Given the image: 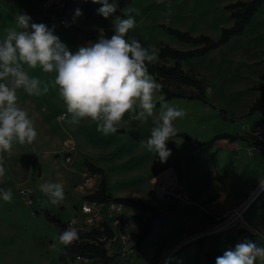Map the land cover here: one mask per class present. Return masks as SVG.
I'll list each match as a JSON object with an SVG mask.
<instances>
[{"label": "rangeland", "instance_id": "1", "mask_svg": "<svg viewBox=\"0 0 264 264\" xmlns=\"http://www.w3.org/2000/svg\"><path fill=\"white\" fill-rule=\"evenodd\" d=\"M46 1L0 0V38H3L4 29L14 24L17 13L22 12L29 15L33 22L54 28L61 41L75 52L78 47L96 41L101 29L105 37L110 38L113 35L112 20L115 16L126 18L127 15H133L136 23L129 35L134 36L145 47L155 49L156 54L162 44L184 51L193 47L176 40L163 27L178 29L192 36L203 34L216 40L221 29L231 26L230 11L226 8L236 0H132L131 5L120 14L107 19L98 13L87 16L82 5L77 4L61 15L72 21L73 25L68 28L61 27L54 19L60 15L62 8L52 5L48 10H43ZM76 9H80L82 15L75 16ZM137 9L139 15L136 14ZM262 61L264 9L256 14L242 36L233 38L206 56L184 63L183 69L193 70L207 86L209 103L180 99L165 102L182 108L186 113L183 118L174 122L176 129L201 141L206 140L210 134H250L253 130L250 126L259 123L262 115L255 118L241 117L254 101L251 87L260 84L264 86V63L252 66L253 62ZM27 71L30 76L41 79V87L48 83L50 90L40 96H30L23 89L17 90V104L29 113L38 135L32 144L21 145L17 142L13 144L11 152L0 153L5 167V175L0 177V189L10 188L13 192L11 203L0 199V264H59L58 252L64 244L59 241L56 227L41 216H34L31 210L57 212L65 223L74 220L82 222L84 216L79 208L83 198L94 192L100 182V176L95 175L90 187L80 188L83 174H89L84 170V160L103 169L107 189L113 197L154 201L153 184L156 179L167 171H174L177 175L181 170H187V157L192 154L195 145L190 146V150L180 149L179 141L187 144L191 142L172 138L167 142L171 155L161 162L154 152L149 151L145 145L132 141L127 134L103 135L97 131L96 122L90 118H85L78 124H69L66 120L59 122L57 118L66 114V106L59 97L58 90L51 87L56 73H44L39 67ZM161 98L158 94L154 96V102L159 103L157 114ZM222 110L227 113L229 121L220 116ZM152 119L141 124L132 120L131 114H126L118 128L150 135ZM246 123L249 126H245ZM196 149L199 150L198 147ZM67 157L71 158L70 162H66ZM197 159V162L203 164L202 160ZM259 167L257 171L261 172L264 160L259 162ZM255 177L256 174L248 176ZM44 182L63 185L65 198L60 204L52 205L48 197L41 193L39 186ZM209 182L218 185L222 183L218 179ZM184 187L186 190L185 185ZM27 188L32 194L34 192L31 205L25 204L19 195L21 189ZM172 201L162 203L168 205ZM190 209L193 211L191 217L198 223L199 215L194 207ZM107 212L106 206L100 209L102 217ZM123 213L130 217L134 214L127 207H123ZM139 217H132L133 227L130 232L133 235L142 224ZM167 225L165 229L154 230L145 239L139 264H155L161 248L167 245L175 228V224ZM221 238V233H216L207 239L206 236L202 237L199 241L185 240L167 255L168 260L176 253L168 264H204L202 256L206 252L219 253L225 249Z\"/></svg>", "mask_w": 264, "mask_h": 264}, {"label": "clouds", "instance_id": "2", "mask_svg": "<svg viewBox=\"0 0 264 264\" xmlns=\"http://www.w3.org/2000/svg\"><path fill=\"white\" fill-rule=\"evenodd\" d=\"M92 2L102 5L97 13L105 19L118 8L114 0ZM135 11L139 15V10ZM80 15L82 11L76 9L75 16ZM135 23L133 15L115 16L110 38L101 29L96 41L72 52L54 28L33 22L25 13H17L14 24L5 28L0 38V153L11 152L14 143L32 144L37 138L29 113L17 104V90L23 89L30 96L49 92L48 83L41 87V79L27 71L39 67L44 73H56L51 87L58 90L66 106L63 119L69 124L90 118L96 122L97 131L107 136L118 131L126 114L141 124L153 118L150 135L141 144L161 162L166 161L171 155L167 142L178 134L174 122L186 113L182 108L161 102L157 114L154 96L160 92L161 85L149 72L148 65L158 57L155 49L150 50L129 35ZM4 175V158L0 156V177ZM39 190L52 205L60 204L65 198L60 183L44 182ZM0 199L11 203L12 190L0 189ZM77 238L78 232L72 227L59 235L64 245ZM215 264H264V246L245 239L226 249Z\"/></svg>", "mask_w": 264, "mask_h": 264}, {"label": "trees", "instance_id": "3", "mask_svg": "<svg viewBox=\"0 0 264 264\" xmlns=\"http://www.w3.org/2000/svg\"><path fill=\"white\" fill-rule=\"evenodd\" d=\"M113 2V0H109ZM118 4V8L114 15L121 13L123 9L131 5L132 0H114ZM77 4L82 5L85 15L92 16L97 13V10L102 6L99 3H93L92 0H70L68 9L75 7ZM67 9V10H68ZM230 11V20L232 25L229 28L221 29L220 36L214 40L206 35L192 36L187 32L178 29L163 27L164 31L174 37L176 40L191 45L193 48L189 50H177L169 45L162 44L158 50L157 60L148 65L149 72L155 77L157 82L161 85V90L156 93L162 97L161 102H167L175 99L196 101L203 104H208V88L198 78L197 74L192 71H184L182 63L192 59L200 58L211 51H214L225 44L232 38L243 35L246 27L249 25L253 17L264 9V0H236L235 3L227 6ZM113 15V16H114ZM112 17V16H111ZM110 18V17H109ZM251 90L259 92L258 97L255 98L247 113L241 118H250L258 112L264 105V86L255 85ZM159 103H156V106ZM220 116L224 120H230L225 111L220 112ZM116 133L127 134L129 138L141 144V141L146 139L149 135L143 134L139 131L129 130L124 131L118 128ZM172 138H180L185 141L195 144L199 149L209 151L217 142L227 140L231 143L242 141L249 147H252L264 154V144L256 142L250 134L238 135L221 133L214 135L210 140L200 142L190 135L179 132ZM83 167L91 176L99 175L100 182L95 192L88 194L84 199L96 202L99 205L115 203L147 213L148 217L141 224L140 234L137 238L138 245L142 240L153 233L157 225L167 226V217L149 206L141 199H133L126 197H113L106 184V178L103 169L96 167L87 160L83 161ZM264 213V202L261 205ZM34 216L43 217L48 223L54 225L60 235L66 229V223L62 222L59 215L52 214L48 210L38 209L31 210ZM100 227L104 229L103 233L107 237H112L111 229L105 224L101 223ZM100 230H92L89 233L78 235V238L69 245H63L58 253L59 264H74L78 258L85 259L92 264H114L113 258L106 255L102 245L96 244L98 236L101 235ZM242 235V240L248 239L253 241V236L245 230H239L237 236ZM234 237L227 236L226 242L232 243ZM220 256V253L215 252L213 255L206 254V264H215V257Z\"/></svg>", "mask_w": 264, "mask_h": 264}, {"label": "crops", "instance_id": "4", "mask_svg": "<svg viewBox=\"0 0 264 264\" xmlns=\"http://www.w3.org/2000/svg\"><path fill=\"white\" fill-rule=\"evenodd\" d=\"M255 17L256 15L253 17V19ZM253 19L251 20V22L253 21ZM251 22L249 23V25L251 24ZM248 26L246 27V29L248 28ZM185 62L182 63V68ZM263 63L264 61L259 63L253 62L252 66L260 65ZM184 71L194 72L193 70H184ZM258 95L259 92L254 91V95H253L254 100L256 97H258ZM259 115H262V120L259 123L250 126L253 129L264 125V105L258 112H256L252 116V118H255L256 116ZM245 126H249V125L247 124ZM229 134H233V133H229ZM236 134L244 135L242 132H237ZM214 135L210 134L207 137V139L204 141L210 140ZM176 139H180V138H176ZM198 141L204 142L201 140ZM178 143H180L178 144V147L180 149L188 148V150L191 149L190 146L195 145L193 143L187 144V143H182L180 141ZM196 148L197 146L195 145V147L192 148L193 150L192 154H190L187 157L188 169L181 170L179 173H177L178 178L182 180V182L186 186V192L188 198L195 205L180 206L178 205L175 199H169L173 201L171 204L168 205H163L162 202H168L169 200L160 201L154 199V201L153 200L144 201L149 206L155 208L157 212L165 215L167 217V223L175 224V228L173 233L171 234V238L167 243V245L161 248L159 255L156 258L155 264H159L163 259H165L167 255L175 247L183 243L187 237L196 234H202L203 232L211 229L215 225V220H214L215 216H223L231 213L235 209L240 208L242 205L246 203L250 195H252L256 189H258L261 185L264 184V168H262L261 172H258L259 171L258 169L260 168L259 162L261 160H264V154L252 147H249L246 143L242 141L231 143L227 140H222L217 142L209 151H204L203 149L198 150ZM194 154L200 157L197 156L195 157ZM196 159L198 161L202 160L203 164L197 162ZM254 174H256L255 178H248L249 175L254 176ZM217 179L220 182H222L221 185L209 182ZM97 188L98 186L96 187L95 191L97 190ZM263 202H264V188L259 192V194L256 196L254 201L247 208L243 216L244 223L256 233V235L253 236V241L260 246H264V213L263 210L261 209V205ZM191 207L195 208L194 211L200 217V221L198 223L195 222L193 217H191V213L193 212L190 211ZM130 210L134 213L132 214L131 217H136L137 215H139L140 216L139 218L142 219V222L145 221L146 218L148 217L147 213L143 211H139L135 209H130ZM52 214L59 215L57 212H53ZM61 221L64 222L65 220L61 219ZM165 227L166 226L157 225L154 230L159 228L165 229ZM231 229H227L226 231L221 232L222 235L221 239L224 241L223 245L225 246V249L222 252H219L220 256L223 255L226 249L234 248L237 243L243 241L242 236H237V232L239 231V229L235 227ZM140 230H141V225H139V229L135 233L136 236H139ZM210 236H206V239L207 237ZM227 236L234 237L235 238L234 241L232 243L226 242ZM148 237L149 235L146 236L139 245V249H138L139 257L144 241L145 239H148ZM199 240L200 239H198L197 241ZM197 241H194L192 243H195ZM214 253L215 252L213 253L206 252L202 256V260L204 261V264H206V254L213 255ZM175 254H173L166 261L165 264H168ZM217 257L218 256L215 257V262Z\"/></svg>", "mask_w": 264, "mask_h": 264}, {"label": "built area", "instance_id": "5", "mask_svg": "<svg viewBox=\"0 0 264 264\" xmlns=\"http://www.w3.org/2000/svg\"><path fill=\"white\" fill-rule=\"evenodd\" d=\"M63 0H47L44 9L48 10L52 5L62 8ZM57 23L63 27L68 28L73 25L72 21L66 16L58 15L54 17ZM61 114L58 116V121H63V116ZM250 135L256 142L264 144V125L253 129ZM66 162H70L71 158L67 157ZM93 184V176L89 174H84L81 189H86ZM32 190V189H31ZM92 193V192H91ZM89 193V194H91ZM154 197L160 201H167L169 199H175L180 206L195 205L187 196L183 182L178 178L174 171H167L164 175L158 177L153 184ZM22 201L31 205L33 194L27 189H21L19 192ZM88 195V194H86ZM85 195V196H86ZM84 196V197H85ZM106 206L107 213L105 217L100 215V209ZM246 203L240 208L233 210L231 213L223 216H215V225L203 232L202 234L192 235L186 240H197L203 235L210 236L216 233H221L231 228H238L239 230H245L252 236L256 233L249 226H247L243 221L244 209ZM81 214L84 216L82 222L68 221L66 223V229L69 227L75 228L78 235L89 233L92 230H100L102 233L95 240L96 244L102 245L107 256L113 258L114 264H139L138 255V236L133 235L130 228L133 225L132 217L125 215L123 213V206L115 203H109L105 205H99L96 202L87 200L83 198V202L79 208ZM101 223H105L112 231V237H107L103 231L104 229L100 227ZM220 228L217 232H212L216 228ZM88 263L87 260L78 258L74 264H84Z\"/></svg>", "mask_w": 264, "mask_h": 264}, {"label": "water", "instance_id": "6", "mask_svg": "<svg viewBox=\"0 0 264 264\" xmlns=\"http://www.w3.org/2000/svg\"><path fill=\"white\" fill-rule=\"evenodd\" d=\"M69 5H70V0H64V1H63V4H62V9H61V11H60L59 14H60V15H63V14L66 12V10L68 9ZM263 188H264V184L261 185L258 189H256V190L253 192L252 195H250V197H249L248 200L246 201V206H245V209H244L243 212H245V211L247 210V208L251 205V203L254 201V199L256 198V196L259 194V192H260ZM219 230H220V228L217 227L216 229L212 230V232H217V231H219ZM204 236H205V235H203L202 237H204ZM167 258H168V257H166L165 259H163V260L161 261L160 264H165Z\"/></svg>", "mask_w": 264, "mask_h": 264}, {"label": "bare ground", "instance_id": "7", "mask_svg": "<svg viewBox=\"0 0 264 264\" xmlns=\"http://www.w3.org/2000/svg\"><path fill=\"white\" fill-rule=\"evenodd\" d=\"M193 242V241H192Z\"/></svg>", "mask_w": 264, "mask_h": 264}]
</instances>
